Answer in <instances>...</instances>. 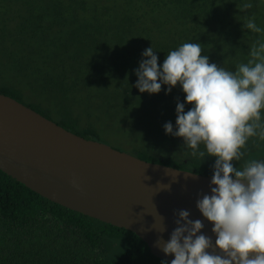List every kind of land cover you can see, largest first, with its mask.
Here are the masks:
<instances>
[{
  "label": "trees",
  "instance_id": "1",
  "mask_svg": "<svg viewBox=\"0 0 264 264\" xmlns=\"http://www.w3.org/2000/svg\"><path fill=\"white\" fill-rule=\"evenodd\" d=\"M245 2L253 7L241 12ZM245 17L264 30V0H0V94L86 139L213 176L215 158L193 157L165 131L168 122L176 130L178 102L192 107L182 86L141 93L136 70L147 48L162 67L188 42L235 71L264 42V31L243 27ZM252 159L264 160L258 137L240 165ZM163 262L133 232L53 203L0 170V264Z\"/></svg>",
  "mask_w": 264,
  "mask_h": 264
},
{
  "label": "clouds",
  "instance_id": "2",
  "mask_svg": "<svg viewBox=\"0 0 264 264\" xmlns=\"http://www.w3.org/2000/svg\"><path fill=\"white\" fill-rule=\"evenodd\" d=\"M237 7L244 12L253 4ZM243 27L264 31L254 17H245ZM203 52L200 43H183L167 53L161 67L149 47L136 70L135 87L141 93L158 94L162 85L171 93L182 86L192 107L185 111L178 102L176 130L168 122L165 131L182 138L193 157L215 158L211 194L197 200L199 211L214 225L215 242L202 233L201 220L193 221L187 210H180L170 239L158 240L157 246L174 255L170 264H264V160L240 165L250 138L264 140V42L253 43L250 59L235 71L210 63Z\"/></svg>",
  "mask_w": 264,
  "mask_h": 264
},
{
  "label": "water",
  "instance_id": "3",
  "mask_svg": "<svg viewBox=\"0 0 264 264\" xmlns=\"http://www.w3.org/2000/svg\"><path fill=\"white\" fill-rule=\"evenodd\" d=\"M0 170L53 203L133 232L169 263L174 255H166L157 241L170 239L180 210L201 220L202 233L216 239L214 225L197 208V200L211 194L212 176L86 139L4 94Z\"/></svg>",
  "mask_w": 264,
  "mask_h": 264
},
{
  "label": "rangeland",
  "instance_id": "4",
  "mask_svg": "<svg viewBox=\"0 0 264 264\" xmlns=\"http://www.w3.org/2000/svg\"><path fill=\"white\" fill-rule=\"evenodd\" d=\"M130 139L129 138H127V137H123V138H121V140H119V141H121L123 144H124V142H127V141H129ZM114 146V145H113Z\"/></svg>",
  "mask_w": 264,
  "mask_h": 264
}]
</instances>
